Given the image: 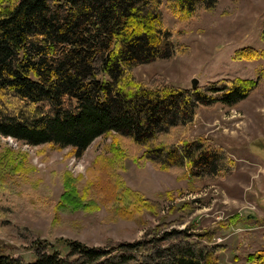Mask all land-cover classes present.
Here are the masks:
<instances>
[{
	"label": "rangeland",
	"instance_id": "rangeland-1",
	"mask_svg": "<svg viewBox=\"0 0 264 264\" xmlns=\"http://www.w3.org/2000/svg\"><path fill=\"white\" fill-rule=\"evenodd\" d=\"M165 14L172 51L129 74L144 86L167 80L182 88L193 78L200 88L220 78L256 79L244 99L200 104L165 136L179 146L203 137L223 147L233 166L203 172L197 155L184 169L167 167L116 134L97 136L78 155L71 146L0 133L1 253L34 261L41 244L65 256L69 241L109 247L187 227L216 231L212 240L226 246L221 264H255L247 256L264 252V55L237 57L264 51V0H219L187 23Z\"/></svg>",
	"mask_w": 264,
	"mask_h": 264
},
{
	"label": "trees",
	"instance_id": "trees-1",
	"mask_svg": "<svg viewBox=\"0 0 264 264\" xmlns=\"http://www.w3.org/2000/svg\"><path fill=\"white\" fill-rule=\"evenodd\" d=\"M218 1L0 0V133L31 145L71 146L78 155L97 136L116 134L167 167L184 169L197 155L203 172L233 166L223 147L203 137L179 146L165 136L190 122L200 104L244 99L256 79L182 88L167 80L144 86L129 74L132 65L172 51L165 11L187 23ZM239 55L255 59L264 51ZM215 232L172 228L109 247L69 241L65 256L41 244L34 261L0 252V264H221L226 246L212 240ZM247 259L264 264V252Z\"/></svg>",
	"mask_w": 264,
	"mask_h": 264
},
{
	"label": "water",
	"instance_id": "water-1",
	"mask_svg": "<svg viewBox=\"0 0 264 264\" xmlns=\"http://www.w3.org/2000/svg\"><path fill=\"white\" fill-rule=\"evenodd\" d=\"M198 86V79L197 78H193L192 79V87L196 88Z\"/></svg>",
	"mask_w": 264,
	"mask_h": 264
}]
</instances>
